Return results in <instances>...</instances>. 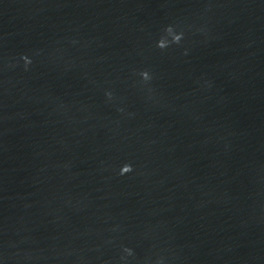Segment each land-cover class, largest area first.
Returning a JSON list of instances; mask_svg holds the SVG:
<instances>
[{"label":"water","instance_id":"water-1","mask_svg":"<svg viewBox=\"0 0 264 264\" xmlns=\"http://www.w3.org/2000/svg\"><path fill=\"white\" fill-rule=\"evenodd\" d=\"M0 264H264V0H0Z\"/></svg>","mask_w":264,"mask_h":264}]
</instances>
